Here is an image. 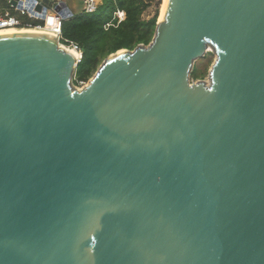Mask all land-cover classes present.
I'll return each instance as SVG.
<instances>
[{"label":"water","instance_id":"water-1","mask_svg":"<svg viewBox=\"0 0 264 264\" xmlns=\"http://www.w3.org/2000/svg\"><path fill=\"white\" fill-rule=\"evenodd\" d=\"M76 64L0 34V264H264V0H167L82 88Z\"/></svg>","mask_w":264,"mask_h":264},{"label":"trees","instance_id":"trees-1","mask_svg":"<svg viewBox=\"0 0 264 264\" xmlns=\"http://www.w3.org/2000/svg\"><path fill=\"white\" fill-rule=\"evenodd\" d=\"M77 1L71 0L75 4L72 16L61 20L60 40L73 41L79 48L73 84L87 82L109 54L120 49H133L140 43L147 44L154 33L161 5V0H156L152 14L144 17L152 0H102L93 13L82 11L81 1ZM4 4V0H0V5ZM117 9L124 12V18L118 23L112 20L113 25L105 29L104 24L111 21ZM22 19L23 23H41L30 22L26 17ZM191 77L196 78L193 74Z\"/></svg>","mask_w":264,"mask_h":264},{"label":"built area","instance_id":"built-area-1","mask_svg":"<svg viewBox=\"0 0 264 264\" xmlns=\"http://www.w3.org/2000/svg\"><path fill=\"white\" fill-rule=\"evenodd\" d=\"M81 1V9L85 13H93L98 6L101 4L102 0H80ZM5 4L0 5V31L8 30V29H32L38 32H46L50 33L53 36L58 38L59 44L64 48H69L74 50L77 53L76 63L79 62L80 54L79 48L77 44L73 41L65 40L64 42H60L61 37V17L52 9L46 11L43 18L37 17L28 12L25 9L24 1L20 2V6H12L8 0H4ZM49 21L52 22L55 27H50L47 23L48 15ZM22 17L28 18L31 21H40L41 23L31 24V23H23ZM124 18V12L122 10L117 9L113 13V17L111 21L104 24V28H108L112 24V20H116V22H120ZM86 82L79 81L77 84H74L76 88H82Z\"/></svg>","mask_w":264,"mask_h":264},{"label":"rangeland","instance_id":"rangeland-1","mask_svg":"<svg viewBox=\"0 0 264 264\" xmlns=\"http://www.w3.org/2000/svg\"><path fill=\"white\" fill-rule=\"evenodd\" d=\"M58 1H64V0H57V1L55 0V2H58ZM75 1L78 2L77 0H75ZM152 1H153V4L146 10L144 17H148L152 14V11L154 9V2L156 0H152ZM161 3H162V0H161ZM160 7H161V5H160ZM50 16L51 15L49 14L47 17V23H49V24L51 23L49 21ZM214 57H215L214 54L212 52L208 51L203 57L196 60L194 62V66H193V69L191 72V74H193V76H195L196 78H193L190 75V81H192V80H205V81H207V74H208L210 66L214 60Z\"/></svg>","mask_w":264,"mask_h":264},{"label":"bare ground","instance_id":"bare-ground-1","mask_svg":"<svg viewBox=\"0 0 264 264\" xmlns=\"http://www.w3.org/2000/svg\"><path fill=\"white\" fill-rule=\"evenodd\" d=\"M167 0H162L161 7H160V13H159V20L162 19L165 8H166ZM49 24V23H48ZM50 27H55V25L52 24V22L49 24ZM35 32V30L32 29H8V30H3L0 31V34H5V33H11V32ZM50 34V33H49ZM69 52H71L75 57H77V53L69 48H66ZM121 52V51H119Z\"/></svg>","mask_w":264,"mask_h":264},{"label":"crops","instance_id":"crops-1","mask_svg":"<svg viewBox=\"0 0 264 264\" xmlns=\"http://www.w3.org/2000/svg\"><path fill=\"white\" fill-rule=\"evenodd\" d=\"M57 1V0H56ZM64 2L66 3V5L68 6V8L73 12L74 6L75 4L71 2V0H64Z\"/></svg>","mask_w":264,"mask_h":264}]
</instances>
